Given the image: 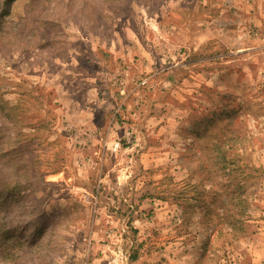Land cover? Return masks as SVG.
<instances>
[{"label":"rangeland","instance_id":"rangeland-1","mask_svg":"<svg viewBox=\"0 0 264 264\" xmlns=\"http://www.w3.org/2000/svg\"><path fill=\"white\" fill-rule=\"evenodd\" d=\"M0 264H264V0H0Z\"/></svg>","mask_w":264,"mask_h":264}]
</instances>
